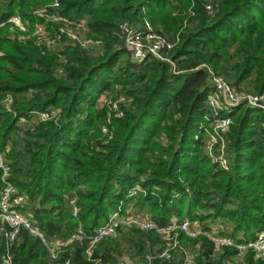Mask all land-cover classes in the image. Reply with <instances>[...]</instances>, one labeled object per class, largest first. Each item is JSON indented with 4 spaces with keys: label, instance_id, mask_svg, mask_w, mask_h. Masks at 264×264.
<instances>
[{
    "label": "trees",
    "instance_id": "16d2710c",
    "mask_svg": "<svg viewBox=\"0 0 264 264\" xmlns=\"http://www.w3.org/2000/svg\"><path fill=\"white\" fill-rule=\"evenodd\" d=\"M50 3L0 0V25L5 23L0 26V152L9 148L7 182L27 198L19 210L28 211L36 228L49 240H68L81 224L86 238L68 243L52 259L41 240L21 228L10 247L12 264H93L85 256L88 238L120 204L149 214L159 227L172 218H189L204 232L230 225L226 233L254 241L264 231V111L239 107L230 114L227 171L210 162L201 138L194 137L210 91L208 74L199 66L247 93L264 91V0H217L213 15L195 0L192 16L191 0H61L59 12L84 19L86 36L104 46L87 53L65 38L60 77L56 55L31 36L34 26L43 24L31 12ZM12 16L29 24L23 42L11 37L13 25L6 21ZM123 22H147L161 36L178 35L168 54L174 68L153 57L133 64L119 34ZM105 92L116 94L112 102L130 98L117 104L121 116L97 106ZM53 110L56 116L48 121L19 123L30 121L34 112ZM1 176L0 170V191ZM135 186L145 194L129 197ZM72 197L76 218L68 203ZM0 227L9 230L1 222ZM178 233L172 258L155 264H182L184 250L195 253V264H223L235 256L232 248L215 250L203 235L190 239ZM162 244L153 231L120 230L96 245L93 259L111 264L127 255L141 261ZM6 247L1 235L0 261ZM233 264L264 262L248 252Z\"/></svg>",
    "mask_w": 264,
    "mask_h": 264
},
{
    "label": "built area",
    "instance_id": "2783aa9c",
    "mask_svg": "<svg viewBox=\"0 0 264 264\" xmlns=\"http://www.w3.org/2000/svg\"><path fill=\"white\" fill-rule=\"evenodd\" d=\"M61 0H51L48 5L40 6L31 12V15L43 21V24H36L34 26L32 37L37 38L38 44L46 51L56 55L59 67H57L55 75L61 76L63 73L62 64L65 58L64 39H68L76 43L83 51L87 53L100 52L104 43L100 39L87 37V28L84 19H71L62 15L59 12ZM204 3L205 10L213 13L214 0H200ZM192 9L195 0H191ZM192 9H189L190 16L193 15ZM6 23H10L13 27L10 29L11 37L16 38L19 42H23L29 36L24 33L28 30V22H22L18 16H12ZM2 23L0 26L4 25ZM47 26H57L56 32L51 33ZM15 29L21 34L15 35ZM120 38L123 41V47L127 51L130 60L133 64L140 65L147 58L153 57L157 60L169 63L173 68L174 64L168 59V54L178 43V35L173 38H168L156 33L151 25L145 22L143 25H133L128 22H123L119 25ZM124 65V64H123ZM122 65V66H123ZM125 67V66H124ZM203 69L208 74V84L210 91L206 98L207 113L202 116L201 121L206 125L198 127L195 135V140L201 138L202 148L210 160L218 168L227 171L229 169V161L227 158V134L230 132L232 125V118L230 114L239 107L256 109L264 111V91L259 94L247 93L238 87L234 86L222 75L215 73L210 67L201 65L197 68ZM105 95V99L101 101L100 106L109 108V112H114L117 116H121V112L117 109V104L120 102L130 101V98L120 97L117 101L112 102L110 97ZM10 97L5 99L7 107L11 104ZM56 116V111L34 112L32 119L27 121L21 118L19 123L25 125L27 123L33 124L36 122H45ZM110 114H108L107 122L109 123ZM102 133L107 135V129L103 128ZM9 148L6 147L3 152H0V170L2 171L1 180L5 184L2 191H0V222L6 224L9 230L6 231L4 227H0V236L4 235L7 243L6 252L1 258L0 264H12L13 256L10 252V247L18 240L19 231L21 228L28 231L31 236L37 237L41 240L43 246L46 248L49 256L55 259L58 253L67 246L70 242H81L86 236L81 224H78L75 232L68 240H49L45 235L39 231L34 223L31 221L28 211H20L27 205V198L24 195L17 194L16 189L7 182L10 165L6 158ZM145 192L139 187L135 186L129 192V197L137 193ZM69 206L72 217L78 216L79 209L77 207V198L69 199ZM120 230H138L143 232L153 231L161 237L162 246L157 254L147 256L141 264H155L156 260L169 261L172 258V253L179 248L176 235L182 232L187 238L195 239L200 235L205 236L212 242L215 250L222 247H228L235 250V256L232 261H225L223 264H233L243 261L244 256L248 252H252L256 259L264 262V231L260 232L254 241L244 242L239 237L231 236L226 231L224 225H217L211 227L209 232L201 230L197 221H192L189 218H184L179 221L172 218L165 226H157L150 216L145 214H136L131 212L130 208L123 209V205L117 208L115 212L109 215L106 223L96 229L93 236L88 238V246L85 249L86 258L93 262V264H101L99 259H93V251L96 245L105 238H115ZM67 264V263H65ZM111 264H131L123 261H116ZM182 264H195V253L191 250H184Z\"/></svg>",
    "mask_w": 264,
    "mask_h": 264
},
{
    "label": "rangeland",
    "instance_id": "374dc122",
    "mask_svg": "<svg viewBox=\"0 0 264 264\" xmlns=\"http://www.w3.org/2000/svg\"><path fill=\"white\" fill-rule=\"evenodd\" d=\"M216 3H217V0H214V3H213V5L215 6L216 5ZM214 6H213V11H214ZM189 9H192V5L190 6V8ZM214 13V12H213ZM213 13H212V15H213ZM185 22H186V20H185ZM185 22H184V25H185ZM123 64H121V69H123L124 71L126 70V67H124L125 65H123ZM120 88L119 87H117V90L116 91H118ZM105 95H108L107 97L109 98L110 97V100H112L113 101V99L116 97V94H109V93H103L100 97H99V99L97 100V106L99 107L100 105H101V101L103 100V99H105ZM206 124L203 122V121H201V120H199L198 122H197V129H198V127H201V126H205ZM130 210H131V212H133V213H136V214H145V215H148L149 216V214H147V213H137L135 210H134V208H130ZM210 224V223H209ZM218 225H220V224H218ZM199 226L201 227V224H199ZM230 226V225H229ZM228 226V227H229ZM227 227V228H228ZM230 228V227H229ZM229 232V231H228ZM233 233V232H232ZM176 238H177V241H178V243H179V233L176 235ZM157 250L156 251H154L153 252V254H150V255H147V256H153V255H155V254H157ZM146 256V257H147ZM145 257V258H146ZM119 261H123V262H127V263H131V264H141L143 261H144V259L143 260H141V261H139L138 260V258L137 257H135V259H133V260H131L127 255H124L123 257H122V259H120Z\"/></svg>",
    "mask_w": 264,
    "mask_h": 264
}]
</instances>
